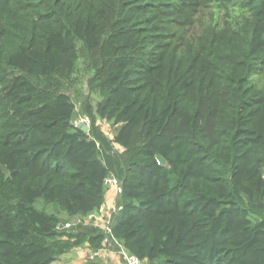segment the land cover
I'll return each instance as SVG.
<instances>
[{
  "label": "trees",
  "instance_id": "1",
  "mask_svg": "<svg viewBox=\"0 0 264 264\" xmlns=\"http://www.w3.org/2000/svg\"><path fill=\"white\" fill-rule=\"evenodd\" d=\"M82 56L88 132L65 92ZM110 176L141 262L264 264V0H0V264L102 250V228L58 226Z\"/></svg>",
  "mask_w": 264,
  "mask_h": 264
},
{
  "label": "rangeland",
  "instance_id": "2",
  "mask_svg": "<svg viewBox=\"0 0 264 264\" xmlns=\"http://www.w3.org/2000/svg\"><path fill=\"white\" fill-rule=\"evenodd\" d=\"M94 57H84L82 56L77 63L76 72L73 77V81L67 84L65 92L70 95L76 104V113L74 116V124L79 127L88 126L90 128L91 120L88 114L89 104L95 105L101 98L98 94L92 93L89 88V79L93 76L94 73ZM86 120L88 122L86 123ZM97 124L100 126L102 132L107 135L109 138L113 137L114 126L112 122L98 119ZM118 150H122L120 146H117ZM37 207L43 208L42 201L38 202ZM48 212H54L52 206L45 208ZM110 213V210L105 212L103 216H106ZM74 219L65 220L64 222H73ZM84 223V222H83ZM91 225V224H89ZM87 246L74 249L73 251L67 253L64 257L59 258L58 260L50 264H62L66 257H69L71 260L66 264H86L89 258L90 252L86 249ZM105 251L107 257L100 255L101 252ZM99 255H96L94 259L102 261L104 264H123V261L119 254L115 250L109 248L102 250ZM141 264H147L146 262H141Z\"/></svg>",
  "mask_w": 264,
  "mask_h": 264
},
{
  "label": "built area",
  "instance_id": "3",
  "mask_svg": "<svg viewBox=\"0 0 264 264\" xmlns=\"http://www.w3.org/2000/svg\"><path fill=\"white\" fill-rule=\"evenodd\" d=\"M88 122V120H86V123ZM106 186L107 187H114L115 189V201H114V208L113 210H110V213L107 214L106 216H101L99 214L96 213H90L87 216L81 217V216H77L74 218L75 221L73 222H66V223H61L59 224L58 228L59 229H64V228H74L76 226H79L81 224H85V225H94L97 226V222L101 221V228L103 229L106 237L104 239V248L102 250H105L107 248L111 249V250H115L119 256L123 259V264H141L140 259L129 253L126 248L124 247V245L113 235L112 233V212L115 210L116 208V201L118 196L122 193V183L121 181L114 177V176H110L107 180H106ZM84 222V223H83ZM93 251L90 252L89 254V258L90 259H94L96 257V255H99V253L102 251Z\"/></svg>",
  "mask_w": 264,
  "mask_h": 264
},
{
  "label": "crops",
  "instance_id": "4",
  "mask_svg": "<svg viewBox=\"0 0 264 264\" xmlns=\"http://www.w3.org/2000/svg\"><path fill=\"white\" fill-rule=\"evenodd\" d=\"M115 197H116V194H115L114 187H107L106 186L105 202H104L102 208L98 212H93V213H96V214H99V215L103 216L105 212H107L109 210H113V208L115 206V204H114ZM101 224H102V222L101 221H98L97 222V227L101 228L100 227ZM86 249L88 251H92L88 246L86 247ZM65 255H67V254H65ZM65 255H63L61 257H64ZM100 255L103 256V257L104 256L107 257V254H106L105 251L101 252ZM66 258H67L66 261L64 260V262L62 264H66L68 261L71 260L69 257H66Z\"/></svg>",
  "mask_w": 264,
  "mask_h": 264
},
{
  "label": "water",
  "instance_id": "5",
  "mask_svg": "<svg viewBox=\"0 0 264 264\" xmlns=\"http://www.w3.org/2000/svg\"><path fill=\"white\" fill-rule=\"evenodd\" d=\"M85 132H88V130H89V128H88V126H84V127H81ZM157 158H158V160H159V162L162 164V165H165L166 164V161H165V159L162 157V155H158L157 156ZM16 174H18V171H14V172H12L11 173V175H16Z\"/></svg>",
  "mask_w": 264,
  "mask_h": 264
}]
</instances>
